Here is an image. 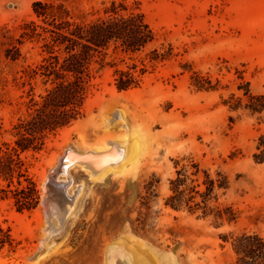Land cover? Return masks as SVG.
I'll return each mask as SVG.
<instances>
[{"label": "rangeland", "instance_id": "374dc122", "mask_svg": "<svg viewBox=\"0 0 264 264\" xmlns=\"http://www.w3.org/2000/svg\"><path fill=\"white\" fill-rule=\"evenodd\" d=\"M36 2L70 22L106 18L111 2L122 4L121 13H140L152 28L151 47L171 53L139 88L126 92L116 91L111 68L92 65L82 116L49 136L42 150L21 155L39 191L38 207L17 212L10 194L0 193V224L17 242L13 251L0 252V264H106L107 249L120 240L140 243L149 264H233L234 237H264V162L253 157L264 137V110L246 108L264 104V0H0V143L14 140L12 127L30 112L29 100H39L50 86L28 75L45 56L48 33L40 27L49 28L33 12ZM31 24L38 26L32 37ZM192 73L213 89H196ZM231 97L240 99L236 110L224 104ZM114 113L124 119L104 128ZM129 135L142 138L136 168L100 181L71 169L69 195L83 188L62 227L49 235L42 201L53 196L60 157ZM190 160L213 178L216 172L227 177L229 188L217 193L218 203L232 207L235 223L165 206L169 180Z\"/></svg>", "mask_w": 264, "mask_h": 264}, {"label": "trees", "instance_id": "16d2710c", "mask_svg": "<svg viewBox=\"0 0 264 264\" xmlns=\"http://www.w3.org/2000/svg\"><path fill=\"white\" fill-rule=\"evenodd\" d=\"M110 15L91 22L63 20L53 6L36 2L33 12L49 27H40L48 33L43 38V56L40 64L28 71L30 79L41 77L50 86L39 96L29 100L27 115L19 119L12 129L14 140L0 143V180L5 183L0 193L10 194L12 206L17 212L32 211L40 202L39 191L28 177L21 155L28 151H40L45 140L59 130L70 126L82 116L92 76V65L113 70V86L117 92L139 88L149 71L165 61L171 53L168 47L152 48L156 37L142 14L126 11L122 4H110ZM38 26L29 25L30 36L36 35ZM16 60L19 54L10 56ZM193 86L198 90H212L210 81L192 73ZM247 97L251 98L248 91ZM263 101L262 97L258 98ZM230 110L240 107V99L224 102ZM252 112L260 113L264 104L246 105ZM262 148V149H261ZM261 149V150H260ZM254 160L264 162V137H260ZM229 181L220 172L215 178L198 163L190 160L176 170L169 180L170 195L165 206L178 211L186 209L190 214L212 217L217 224H231L237 213L231 206L218 203L219 191H226ZM231 249L235 255L233 264H264V237L258 233H243L232 239ZM17 246L9 228L0 224V252L13 251Z\"/></svg>", "mask_w": 264, "mask_h": 264}, {"label": "bare ground", "instance_id": "6f19581e", "mask_svg": "<svg viewBox=\"0 0 264 264\" xmlns=\"http://www.w3.org/2000/svg\"><path fill=\"white\" fill-rule=\"evenodd\" d=\"M122 119L124 118H122L121 114L114 113L105 120L104 128L117 124L121 122ZM122 126L124 127L125 125ZM127 127L128 126H126V128ZM126 128L124 129L126 130ZM142 146L141 136L135 137L134 135H129L128 138L105 140L102 144L82 153L76 152V150H67L62 157H60L58 165L56 166L58 167L55 171L56 177L50 182V190L53 192V196L48 199L49 203L46 211V218L48 219L47 233L49 235L54 234L62 227L61 224L72 211L75 200L80 196L81 187L83 188V186H78L74 192L72 191L73 195H69V187L71 191V174L69 175V172L71 169L78 167L83 170V172L87 173L92 180L100 181L109 172H123L127 167H135L139 160ZM59 175L63 176L65 180L61 179L62 181H59L56 179ZM132 240H134V238ZM139 248H143L140 243H128V241L120 240L107 249L105 254L106 264H149L148 258L138 252Z\"/></svg>", "mask_w": 264, "mask_h": 264}, {"label": "water", "instance_id": "95a60500", "mask_svg": "<svg viewBox=\"0 0 264 264\" xmlns=\"http://www.w3.org/2000/svg\"><path fill=\"white\" fill-rule=\"evenodd\" d=\"M51 193H53V192H51ZM48 199L49 198H46V199H43V201H42V204L45 207V213L47 211V207H48V203H49V200Z\"/></svg>", "mask_w": 264, "mask_h": 264}]
</instances>
